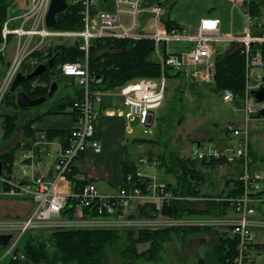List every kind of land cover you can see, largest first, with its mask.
Masks as SVG:
<instances>
[{"label":"built area","instance_id":"built-area-1","mask_svg":"<svg viewBox=\"0 0 264 264\" xmlns=\"http://www.w3.org/2000/svg\"><path fill=\"white\" fill-rule=\"evenodd\" d=\"M52 1L30 0V8L18 17L21 24L18 27H10L9 24L12 22L10 20L2 29V37L5 41L10 36L16 37L18 43L24 36L27 40L24 45L20 43L22 51L18 46L19 54L6 71L0 89V103L5 94L10 91L17 74L21 72L19 69L25 61L24 58L35 51L44 50L45 45L42 47L35 45L26 55V44L29 46L33 37L38 36L43 42L46 39L53 41L54 38H74L76 41L73 44H78L84 53L81 60L65 62L60 68L62 75L77 78V85L81 89V97L72 103L75 124L67 136V143L54 151L47 134L40 132L30 151L25 154L24 159L29 163L24 164L22 168L23 180L13 179L12 175L6 171L0 176V180L5 185V188H0V196L32 199L35 204L33 214L22 221H0V235L13 236L6 247H9L7 252L11 254L10 258L13 261H27L23 252H16L19 247V238L15 237L16 231L25 233L28 230L40 228L39 226L58 230L136 226L138 223L136 216L139 213L136 204L140 199L152 196L157 201V209L162 210L164 204L173 198L172 193L168 191L167 183L160 180L154 182L151 180L146 184L139 183L137 186L131 183L130 186H122L115 194L102 192L92 181L86 182L76 192L62 190L63 185L71 184L69 177L73 174L78 159L90 149L97 154L102 152L98 120L105 94H118L124 99L123 108L106 111L107 116L125 119L128 122L129 132L134 130L132 123L137 122V128L149 133L155 123L157 111L164 104L169 75L174 77L180 73L189 76L202 74L200 70L194 71L195 67L212 69L215 72L216 57L220 54L216 47L225 44L228 48L224 52L228 55L239 52L246 62V90L242 109L247 120L254 115L258 116L264 109V101H259L252 93L264 88V24L259 20V16L254 17L251 13L252 6L257 1L261 3L263 0H232L234 4L244 8L248 17V28L240 37L222 32L221 20L213 17L202 18L196 29L175 23L169 27L168 24L171 21L163 17L164 6L157 0L152 4H148V0H116L117 12H100L98 18L93 16L95 0H80L77 3L82 4L83 30L63 31L54 27L49 28L46 24ZM120 15H123L126 20ZM150 15L153 18L152 23L148 28H145V25L142 28L141 20ZM95 40L152 41L154 48L152 61L160 65L161 76L137 77L113 90L103 89L104 78L91 70L90 51ZM5 50L6 44L0 52L4 53ZM238 96L240 95L231 90L222 92V99L227 104L234 103ZM226 131L235 138L232 146L210 145L207 151L202 149L196 151L193 158L209 161L214 158L228 157L239 163L242 169L240 179L244 184V192L237 197H224L219 201L226 202L229 208L239 215L237 220L227 223L230 237L237 241V255L233 264H259L254 260L253 246L255 229L259 227L260 222L256 216L259 206L264 203L262 194L264 174L254 168L249 130L230 124ZM36 153L45 155L52 161L51 173L48 177L36 176L35 170L40 165L36 159ZM151 162L154 167H159L161 164L158 158H154ZM151 162L149 159L139 160V164L143 166H149ZM137 173L143 181L147 180L139 167ZM131 178L132 175L128 177V183L135 182ZM71 202H75L73 215L69 219H63V217L67 218L64 214ZM133 208H136L135 211L126 215ZM87 210L91 212L96 210L97 213L87 216ZM122 212L127 216L124 219L127 222L122 225L115 222L111 224L116 217L117 221H122ZM167 218L166 220H169V217ZM174 221L175 223L164 224L159 221L141 219L138 225L156 226L157 229L189 225L183 223V218L174 219Z\"/></svg>","mask_w":264,"mask_h":264},{"label":"trees","instance_id":"trees-1","mask_svg":"<svg viewBox=\"0 0 264 264\" xmlns=\"http://www.w3.org/2000/svg\"><path fill=\"white\" fill-rule=\"evenodd\" d=\"M149 4H152L156 0H148ZM16 0H0V46L3 43L2 29L5 22L11 17ZM261 3L258 1L252 6V16L258 17L261 14ZM82 4H71L69 9L64 13L58 15V23L55 29L69 30V31H81L84 28L83 16L81 15ZM15 12V11H14ZM173 23H169L168 26L172 27ZM52 54L38 59V63L34 66L36 68L39 64L48 63L57 53L58 58L55 61L53 70H47L45 73L36 76L33 79H28L21 85V90L25 92L31 99L39 97H45L48 95L50 87L53 82L52 77L60 75V66L65 62H76L83 58L84 53L80 50L78 44H61L56 47H50ZM153 43L149 40H143L139 42L135 41H115L110 40H95L90 51L91 58V70L92 72L101 75L104 78L105 90H113L118 86L125 84L127 81L137 77H160L161 68L158 63L152 61ZM41 51H36L32 56L42 55ZM43 56V55H42ZM245 59L239 52H234L228 55L226 52L220 53L216 57V67L214 73V82L216 87L220 91L231 90L235 94H242L245 92ZM32 68L29 72L33 71ZM59 70V71H58ZM176 76V75H175ZM174 76V77H175ZM173 77V75H169ZM40 79L42 83L47 84L46 88L42 86L33 87L32 82ZM74 91L75 95L72 98L73 101L81 97V89L76 84ZM19 91V89H18ZM15 93L8 91L1 105L6 107L8 98L11 101V105L8 107L19 108L17 104V96ZM55 96V95H54ZM73 101H67L62 103L60 107L64 110L67 105L72 104ZM69 102V103H68ZM60 103V102H59ZM58 104V103H57ZM58 107V108H59ZM57 108V109H58ZM20 109V108H19ZM21 110V109H20ZM1 112V110H0ZM52 111H49L51 113ZM42 116L35 117L31 122H28L22 131L31 144L34 140L35 132L31 129V124L34 120L41 118ZM15 116H10L9 113L4 114V139H10L14 132H16L18 125L16 126ZM61 134V133H60ZM56 131H49V137L55 138L59 136ZM29 139V140H28ZM252 155V154H251ZM163 179L165 176H174L176 178V184L173 185L167 182V188L173 197L170 201L164 204L162 208V215L172 219H182L191 213V203L183 198L198 196L199 190L194 184L188 183L189 177L196 173L193 170L194 161L190 159H177L170 157H161ZM227 160L226 157L214 158L208 164L210 166H217L224 164ZM5 167H10L12 164H7L5 161ZM137 168L135 164H126L123 169L124 180L126 184L127 177L132 175L133 178H137L133 184L137 186L139 183H147L149 180H142L135 175ZM242 172V171H241ZM198 176V174L196 173ZM195 176V175H194ZM139 180H141L139 182ZM166 180V179H165ZM138 181V182H137ZM233 192L228 197H237L244 192V184L239 178L236 177L233 180ZM223 197V196H222ZM218 208L226 212L229 205L226 202L216 201ZM75 202H71L68 206V210L64 214L68 218L73 215V208ZM151 211V213L149 212ZM159 211L156 205L147 204L143 205L140 209L142 217L152 218L157 217ZM87 216L96 215V210L92 212L87 210ZM91 212V213H90ZM200 228V227H199ZM198 227H168L155 230L154 233H149L147 229L138 228L142 230L140 238L132 239L130 244L124 249L120 257L122 260H117L116 264H134L133 261L150 259L148 253H135L140 243H145L153 239L154 246L150 249L153 258L161 250L162 243L170 240V236L174 233H188L199 231ZM125 229L126 235L131 237L133 235L134 226L120 227V228H105V229H62L49 231L33 229L29 231L30 237L26 242L23 249H19L16 252H23L26 255L27 261L34 264H112L109 261L110 249L116 247L121 239L120 230ZM43 231V232H42ZM41 232V233H39ZM148 236H154L149 238ZM24 237V236H23ZM133 237V236H132ZM142 238V239H141ZM23 239V238H22ZM4 248L0 247V257ZM148 252V251H147ZM134 253V255L132 254ZM128 255V257H127ZM237 255V241L230 236H223L221 244L215 247L211 253L209 260L206 264H233L234 258ZM129 258V260H127ZM22 261H12L11 264H21Z\"/></svg>","mask_w":264,"mask_h":264},{"label":"crops","instance_id":"crops-1","mask_svg":"<svg viewBox=\"0 0 264 264\" xmlns=\"http://www.w3.org/2000/svg\"><path fill=\"white\" fill-rule=\"evenodd\" d=\"M71 1L72 2L69 3V0H67V2L69 3V7L71 4H77V2H79L80 0H71ZM95 2L96 3L93 7V10H94L93 16L96 18H98V15L100 12L115 13L118 10V5L116 3V0H95ZM148 4H149V1H148ZM263 4H264V0L263 2L261 1L260 10ZM29 8H30V0H21L20 4H19V0H18V3L16 0L15 6L12 9L13 13L11 17L7 20V21H10V20L12 21L9 24L10 27H18L21 24V20H19L18 17L21 16L24 12H26ZM96 13H97V16H96ZM120 16L121 18L125 19L123 15H120ZM163 17L170 20L171 23L177 24L176 22L172 21L169 16H166V13L163 15ZM213 18L220 19L219 17H216V16H214ZM261 18H262V11L259 16V20ZM152 21H153L152 15H150V17L148 16L146 19H142L141 27L144 28V25H145V28H148V26L152 23ZM262 23L264 24V22ZM178 25H181V24H178ZM64 31H69V30H64ZM44 43L48 44L45 46L52 47L53 41L47 40ZM61 44L74 45L72 42H64ZM8 45H6V50L4 53L0 52V89L4 82L6 71L9 65L14 61V60L11 61L12 58L9 59L7 56L8 55L7 54ZM1 46H0V49L2 48ZM17 50H18V47H17ZM34 70L35 68L33 69V71ZM60 76H61L60 78L57 77L54 79L56 80L54 82L58 83V89L59 88L63 89V87H65V85L62 86V83L60 82L62 78H66L68 79V81L75 80L71 77H67L64 75H60ZM245 76H246V66H245ZM245 84H246V77H245ZM71 91H73L72 94L75 95L74 93L75 90H71ZM15 94L17 96V93ZM109 106H110L109 110H113L111 108L112 106L111 105ZM2 107H3L2 110L0 109L1 110L0 112V119H1L0 121V161H3L4 164H5V161L9 165L12 164L8 168L5 167L4 165L3 173H5L6 171L7 173H10L12 175L13 179L23 180L22 168L24 164L29 163L28 160L24 159L25 154H27L30 151V148L34 144V141L40 132H44L47 134V137L52 143L51 148L54 151L58 150L60 146H64L67 143V136L69 135L71 129L74 127V124H75V117L73 115L72 104L69 103L64 110L59 109L57 112H56L57 109L52 111L51 113H49L48 111L42 112L40 110L41 113L34 115V117L29 116L28 121L24 123V125H26L28 122H31L35 117L42 116L41 118L34 120L31 124V129L35 132V135H34L35 137L31 144H28L29 141H27V138L25 137V134L22 131L20 126H18L16 133L13 134L12 138L9 139V143H6V140H4V114L5 112H9V109L3 105ZM106 109L107 108L104 105H101L100 115H99V120H98L99 121V137L103 145L102 152L97 154L92 149H90L88 150L86 154H84L80 159H78L75 164L74 172L70 176L71 184L63 185L62 190L67 191V192H76L86 182L92 181L98 185V187L100 188L102 192L107 193V194H114L125 183L123 169L126 164L128 165L135 164L136 168H138V163H137L138 159L139 160L149 159V162H151L154 158H158L160 160L161 164L159 167H154L152 162L149 166L144 165L143 167L139 164L140 169L145 175V178H148L149 181L152 180L153 182L156 180L158 181L160 180V181H165L166 183L168 182V183L175 185L177 180L174 176H165L166 180L163 179L162 177L163 169L161 167L162 161L160 158L169 157L168 155L165 154L166 151L161 150V149L148 151L145 147L143 148L140 147L141 153L137 157L134 156L135 151L133 154H130L129 152V147L131 146V144L135 145V144H148L149 143L155 147H158L159 145L158 142H155V140L157 139L156 131L153 134L155 138L149 139L150 138L149 137L143 140H139L138 137H133V136L128 135L131 133L127 130L128 122L125 119L107 116L106 111H109V110H106ZM13 112L15 114L17 113L18 115V113L19 114L25 113L26 111L25 109H21L19 111L13 110ZM46 112L48 114H46ZM156 116H157L156 119L159 123L158 113ZM257 117L264 120V118L259 117V115ZM249 121L250 120H247L246 118V123H248ZM241 128L248 129L247 127H241ZM49 131H56L58 134L60 133L61 134L51 139L48 135ZM144 134L151 135L152 132H149V133L144 132ZM226 134L228 135L227 132ZM249 134H250V130H249ZM197 138H199L200 140L194 143L195 139ZM201 138L202 140L206 138V132L204 129H201L199 132H197L196 136L192 140L189 139V137L186 139L191 142V146L193 149L191 152L189 151V149H191V146L189 147L188 150H185V151H183V149L180 148L181 146H179L178 149H175V151L173 152L174 156L176 157L178 153V156H179L178 159L184 158V159H190L194 161L193 170H196V173L198 174V176L196 175V173L193 174V176L191 175L189 177L188 183L194 184L196 188L199 190L200 194L198 196H193V197L190 196L187 198H183L184 200H188L191 203V206H190L191 213L187 215L185 218H183V221L185 219L190 221L189 225L186 227H191V226L198 227V228L200 227L198 231V235L200 234L203 236L202 242H200L193 249L192 247L189 248L191 250V253L194 255L192 256L191 259L187 260V263L189 264L206 263L209 260L210 252H212V250L215 247L221 244V240L223 236L224 237L230 236L227 223L233 220H237V218L239 217V215L235 213L233 210H231L230 208H228L226 212L219 209L218 203L216 202V201L221 200L224 197H228V195L233 192V186H234L233 180H235L237 176H239L240 178V175L242 174L241 172L242 169L239 163L235 160H232L226 157L227 160L225 161L224 164H220L217 166H210L208 163L211 162V160L201 161V160H197L193 158V155L195 154V152L198 151L199 149L204 150L206 148L205 146L208 147V143H211L218 147H226V146H232L235 143V141L232 142L231 140L233 139L232 136L227 139H225L224 137H221L214 141L205 140L203 142H201ZM250 141H251V137H250ZM250 151H251V154H252L251 156L254 161V168L264 174V157H261L260 155L259 157L257 155L255 149L252 146V142L250 144ZM186 154H189V155H186ZM36 159L37 161L40 162L38 169L36 170L34 169L36 176L48 177L51 173L52 161L48 157L40 153L39 154L36 153ZM15 167H17V170H14ZM225 167L227 168L228 171L229 170L231 171L229 172V175L227 174L225 175L222 172V169H224ZM143 168H146L145 172L143 171ZM0 188L1 189L5 188V185L2 183L1 180H0ZM262 194L264 195V180L262 182ZM153 199L154 198L152 196L147 197L145 199L144 205H147V204L156 205L157 201ZM0 200H1L0 202L6 204V207H7V208L5 207V209H7V212L5 213L0 212V220H3V221L5 220L22 221L25 218L29 217L33 213L34 208H35V204L32 199L0 196ZM150 200H153V201H150ZM20 204L23 205L21 209L18 208ZM259 217L264 218V203H262L259 206L258 215H257L258 220H260ZM156 218L157 220H164L163 216H157L155 217V219ZM144 220L145 221H155L154 219H150V218H144ZM217 225H220L224 228H221V227L217 228ZM188 233L185 232L182 235L186 236ZM174 234L180 235L181 233L174 232ZM258 234H264V233L258 232V229L256 228L255 229V241H254V246H253V257L257 263L264 264V249H263L264 239L261 241H257L256 237ZM259 246H260V249H259ZM3 253H6V247L4 248ZM12 261L13 260L10 258L5 264H11ZM0 263L3 264L2 258L0 260ZM21 264H32V263L30 261H25V262H22ZM141 264H148V263L141 261Z\"/></svg>","mask_w":264,"mask_h":264},{"label":"rangeland","instance_id":"rangeland-1","mask_svg":"<svg viewBox=\"0 0 264 264\" xmlns=\"http://www.w3.org/2000/svg\"><path fill=\"white\" fill-rule=\"evenodd\" d=\"M158 1L164 5L166 16H169L171 20L176 22L177 24H181L189 28L195 29L202 18L214 17V16L219 17L222 20L221 30L224 33H232L240 37L246 33V30L248 28V17L244 11V8L240 7L239 5L234 4L232 0H158ZM71 2L72 1L69 0V3ZM17 3H18V0H17ZM20 3H21V0H19V4ZM261 11H262V18L260 19V21L264 22V4L262 5ZM25 37L26 36L22 37L21 41L19 40L20 41L19 43H18V39L14 36H10L8 40L6 41L3 40L1 47L5 46V44L6 45L9 44L7 56L9 59L12 58L11 61L15 60L14 58L17 56V54H19L17 50L18 44H19V49H20V43L21 45H24V43L27 40ZM54 39L55 40H53L52 47H56L57 45H60L61 43H64V42L74 43L76 41V39L74 38L72 39L54 38ZM47 40L48 39H46L45 41ZM35 45L36 47H39V46L42 47L48 44H45L42 41V39H40L38 36H35L31 40V43L29 46H27L26 44V47H27L25 51L26 55H27V52L32 51ZM49 48H50L49 46L48 47L44 46L43 48L44 50H42L40 53L43 56L37 55V54L35 56H32L30 54L27 55L24 58L25 61L21 64V68L19 70H21L25 75L30 73L29 71L32 68H34V66L38 63L39 61L38 59L44 58L50 55V53L52 54L53 50ZM227 48L228 46L225 44H221L216 47V49L220 53H222ZM199 70L202 73V74H196L199 77L195 76L194 74H190L189 76L184 73L177 74L175 77H168L166 98H165L164 104L161 107V109L157 111L158 117H159V123L156 119L154 126L150 129L152 134L151 135L144 134L143 129L137 128L136 126L137 122L132 123L134 130L130 132L131 134H128L133 137H138L139 140H143L149 137H150L149 139H153L155 138L153 134L156 131L157 139L155 140V142H158L159 145L158 147H155L149 143L148 144H135V145L131 144V146L129 147L130 154H133L135 151L134 156L137 157L141 153L140 147L142 148L145 147L148 151L157 150V149L164 150L166 151L165 154L168 155L171 158V160L173 158L178 159L179 157L178 153L176 157L174 156L173 152L175 151V149H178L179 146H181L180 148L183 149V151L188 150L189 147L191 146V142L186 140L188 137L189 139L192 140L196 136L197 132H199L201 129H204L206 132V138H204V140H202L201 138V142L205 140L214 141L221 137H224L225 139H227L231 137L232 135H230L229 133L227 135L226 129L228 125L234 123L237 127H247L250 130V137H251L253 148L255 149L258 156L260 155L261 157H264V120L254 115L249 119L250 121L246 123L247 117H245L246 114L243 112V109H242L243 101H244V93L242 94L243 97L238 96V98L236 99L234 103H231V104L224 103L222 99V95H221L222 91H220L216 87V83L214 82L215 72L212 69L210 70V69L201 68V67H195L194 71H199ZM212 71H213V74H212ZM60 75L62 74L60 73ZM60 75L56 74V76L59 78L61 77ZM57 77H52L51 81L52 80L53 82L56 81L54 79ZM77 81H78L77 78H75V80H69V81L66 78H62L60 82L62 83V86L65 85V87H63V89L59 88L53 98L51 99L47 98L46 102H44L43 104H40L34 108H27L25 109L26 111L25 113H21V114L18 113V115L17 113L15 114L13 110L19 111L20 109L19 108L16 109L13 106L8 107L9 105H11V101H12L9 99H13V98H8L6 102V108L9 109L8 113L10 116H15L14 119L16 121V126L18 125L22 129V125L23 127L25 126L24 123L28 121L29 116L34 117V115L41 113V111L42 112L43 111H48V112L54 111L59 106H61L62 103L66 104L67 101L73 100L72 98L74 96L72 94L73 91L71 90H75V86L76 84H78ZM32 84H33V87H37V86L43 87L44 86L43 88H46V85H47V84L42 83L40 79L33 81ZM20 90H21V87L19 88V91ZM123 102H124L123 97L118 94L107 93L103 97V105L107 108L106 110H109L110 108L109 105L112 106L111 108L113 110L122 109ZM2 108L3 107L0 103V109L2 110ZM59 109L60 107L56 110V112ZM46 114L48 113L46 112ZM15 133L16 132H14V134ZM198 140L200 139L199 138L195 139L194 143H196V141ZM231 140L232 142H234L235 138L233 137V139ZM6 143H9V139L6 140ZM210 145H213V144L208 143V146ZM205 147L206 148L203 151L208 150V147L207 146ZM192 150L193 149L191 146V149H189V151L191 152ZM189 154H186V155H189ZM137 163H138V167L140 168L139 159L137 160ZM141 166L143 167V165ZM145 169L146 168H143L144 172L146 171ZM14 170H17V167H15ZM222 172L225 175L226 174L229 175V172L231 171L230 170L228 171L227 168L225 167L224 169H222ZM137 174L138 173L136 172L135 175ZM131 179L135 181L137 178L132 177ZM69 180H70V177H69ZM131 183L133 182L128 183V180H126V184L124 183L123 186L125 187L130 186ZM119 190L120 188L118 189V191ZM146 198L140 199V201L136 204L139 213H137V216H136L138 223L136 224V226H134L135 229L133 230V235H132L133 237L132 236L129 237L128 235H126L127 233L125 229L120 230L122 231L120 233L122 240H120L119 244L116 245V247L110 249L109 261L112 264H116L117 260H122L120 255L124 251V249H126V247L130 244V241L132 239L140 238L142 230H139L138 228L147 229L149 233L156 232L155 231L157 230L156 226L138 225L139 221L141 219L144 220L145 218L141 216L140 209L142 205H144ZM153 200H150V201H153ZM5 207H6V204L0 202V212L2 213L7 212V209H5ZM22 207L23 205L21 204L18 206L19 209H21ZM135 209L136 208L131 209L130 211L126 213V215H128L129 213H133ZM149 212L151 213V211ZM161 212L162 210L159 211V214H161L160 216L164 217L163 221L160 222V220L155 219V217H152L150 219H154L156 222L159 221L160 223H164V224L175 223L174 219L172 218H169V220H166L167 217L162 215ZM123 213L124 212H122L121 214ZM121 217H123L122 221L120 220L117 221V217H116V219L112 220L113 222L111 224H114V222L115 224L120 223L121 225L126 223L127 221H124V219H126L127 216L123 214ZM63 219H69V218L63 217ZM256 219H257V216H256ZM259 219H260L259 227L257 228L258 232L264 233V218L259 217ZM0 221L3 222V220H0ZM183 223L186 225V224H189L190 221L185 219ZM39 227L40 228H37L36 230L51 229V228H46V226H39ZM220 227L224 228L220 225H217V228H220ZM31 230H28L25 233H22L21 231L20 232L16 231L15 237L16 239L19 238V247H18L19 249L24 248L26 242L28 241L30 237V233L28 232ZM55 230H58V229H51L49 231H55ZM148 237L154 238V236H148ZM263 237H264V234H258L256 237L257 241L263 240L264 239ZM202 241H203V236L200 234L198 235V231H194V232L190 231L186 236L182 234L179 235V234L173 233L170 236V240H167L166 242L162 243L161 250L158 252V254H156V257L153 258V255H151L150 253L151 251L150 249L153 248L154 242H153V239H150V241H147L145 243H140L137 247V251L135 252L136 254L137 253L141 254V253L146 252L150 256V259L147 258L145 260H139V261H133V262L134 264H141V261H144L148 264H189L187 263V260L191 259L192 256H194L191 253V250L189 248L192 247L193 249ZM8 248H6V253L2 252V255H1L2 257H0V259L2 258L3 264L7 263V261L10 259L9 256L11 254L7 252ZM18 248L16 249V251L18 250ZM211 253L212 252H210L209 254L210 256H211ZM132 254L134 255V253ZM6 255H8V257ZM127 260H129V258ZM31 263L34 264L33 262ZM203 264H206V263H203Z\"/></svg>","mask_w":264,"mask_h":264},{"label":"water","instance_id":"water-1","mask_svg":"<svg viewBox=\"0 0 264 264\" xmlns=\"http://www.w3.org/2000/svg\"><path fill=\"white\" fill-rule=\"evenodd\" d=\"M69 9V3L67 0H53L50 10L47 15L46 24L49 28L55 27L57 25V17L58 15L64 13ZM246 10V9H245ZM59 53H57L52 59L48 61V63L39 64L35 70L30 74H24L23 72H19L10 88L12 93H17V104L20 109L34 108L40 104L46 102L47 98H53L58 90V83L53 82L50 87V91L47 96L39 97L36 99H31L25 92L19 91L18 89L21 87L22 83L28 79H33L36 76H39L45 73L48 69L53 70L56 59L58 58ZM255 94V97L259 101H264V88H260L259 90L252 91ZM259 117L264 118V109L259 112ZM4 163L0 161V176L3 175ZM13 236L11 234L0 235V247H7L11 241Z\"/></svg>","mask_w":264,"mask_h":264},{"label":"bare ground","instance_id":"bare-ground-1","mask_svg":"<svg viewBox=\"0 0 264 264\" xmlns=\"http://www.w3.org/2000/svg\"><path fill=\"white\" fill-rule=\"evenodd\" d=\"M147 180H149L148 178H147ZM138 182V181H137ZM143 184H145V183H143ZM230 196V195H229ZM263 245V244H262ZM259 249H260V246H259ZM263 249H264V246H263Z\"/></svg>","mask_w":264,"mask_h":264}]
</instances>
